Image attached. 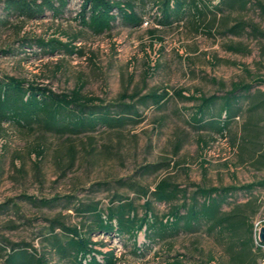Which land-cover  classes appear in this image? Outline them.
<instances>
[{
  "label": "rangeland",
  "instance_id": "rangeland-1",
  "mask_svg": "<svg viewBox=\"0 0 264 264\" xmlns=\"http://www.w3.org/2000/svg\"><path fill=\"white\" fill-rule=\"evenodd\" d=\"M264 6V0H258ZM250 0L249 9L241 18L264 34V15ZM80 0H69L60 16L50 12L36 21L22 22L8 16L0 5V77L22 79L55 93H67L82 86L85 95L105 103H115L121 94L139 91L145 94L159 88L169 93L182 89L188 95H223L234 83L264 81V38H235L193 33L190 26L162 29L153 21L155 9L136 3V11L144 14V22L136 28L120 22L101 35L82 29L75 20ZM236 17L232 15L231 18ZM229 23H232L231 21ZM202 30V29H201ZM250 29L248 30V32ZM82 49L83 56L65 55L61 51L43 53L36 39H57ZM241 44L247 55L225 50ZM257 89H264L263 85ZM195 103L170 99L160 109L138 107L140 123L128 126L119 134L99 130L75 141L76 161L61 176L54 150L63 142L48 137L43 155L38 159L30 151L34 135H23L0 128V241L28 244L39 253H46L51 264H70L53 255L41 242L39 233L51 219L59 215L68 226L78 225L81 217L72 206L78 202H96L105 208L115 193L128 196L140 205L128 190L129 181L152 188L167 175L178 184L228 186L264 180V171L235 166V150L229 135L197 130L190 124ZM243 118L230 126L238 132ZM88 136L92 137L88 145ZM179 149L174 154L175 146ZM92 149V150H91ZM169 162L171 169L141 178L135 172L142 166ZM32 199L47 200L49 206L32 205ZM70 198V208L64 207ZM53 199V200H52ZM56 199V200H54ZM240 200V199H239ZM166 205H155L157 214H165ZM141 212V210H139ZM255 229L264 221L253 220ZM257 232V231H256ZM94 248L102 253L112 251L117 264H228V257L213 237L204 233L180 235L168 243L150 244L143 231L136 238L139 252L133 253L126 237L93 236ZM101 261V256L97 255ZM264 264V261L258 262Z\"/></svg>",
  "mask_w": 264,
  "mask_h": 264
},
{
  "label": "trees",
  "instance_id": "trees-1",
  "mask_svg": "<svg viewBox=\"0 0 264 264\" xmlns=\"http://www.w3.org/2000/svg\"><path fill=\"white\" fill-rule=\"evenodd\" d=\"M69 0H0L3 11L22 22L36 21L50 12L60 16ZM136 3H150L155 9L153 21L162 29L180 25L190 26L193 33L213 36L217 29L221 36L264 38L256 26L241 18L249 9L250 0H80L75 20L93 35H101L120 22L136 28L144 22V14L136 11ZM256 9L264 15V6L255 0ZM236 17L231 18L232 15ZM232 23H229V22ZM1 21L0 25L5 24ZM202 29V30H201ZM250 31L248 32V30ZM57 39H36L35 45L43 53L61 51L65 55L83 56L82 49ZM225 50L247 55L237 43ZM262 79L253 83H234L223 95L195 96L178 89L168 92L155 88L145 94L134 91L121 94L115 103H105L85 95L82 86L67 93H55L22 79L0 77V128L7 126L23 135H34L30 151L36 158L43 155L48 137L63 142L53 152L64 176L73 168L77 149L75 141L99 130L119 134L128 126L140 123L138 107L160 109L168 100L195 103L190 124L197 130L211 132L220 138L229 135L235 150V166H247L256 172L264 171V91L257 89ZM243 118L236 133L231 125ZM92 137L88 145L92 147ZM44 147V148H43ZM179 146L176 145L174 154ZM92 150V149H91ZM169 162H158L140 167L135 175L141 178L168 172ZM127 188L142 200L140 205L128 196L115 193L105 208L98 203L78 202L74 212L81 217L78 225L68 226L59 215L46 219V227L39 233L44 243L60 260L70 264H117L112 251L102 253L92 242L97 235L126 237L131 241L133 253L139 252L138 233L143 231L148 243H168L180 235L204 233L213 237L228 257V264H258L264 260V243L257 240L253 220L260 212L264 198V180L228 186H201L192 183L178 184L169 175L158 179L152 188L129 181ZM240 199V200H239ZM53 200V199H52ZM56 200V199H54ZM32 205L49 206L47 200L29 199ZM64 209L69 210L70 198ZM155 205H166L165 214H157ZM141 210V212H139ZM101 256V261L97 259ZM176 259L173 264H180ZM0 264H51L46 253H39L31 245L0 241Z\"/></svg>",
  "mask_w": 264,
  "mask_h": 264
},
{
  "label": "water",
  "instance_id": "water-1",
  "mask_svg": "<svg viewBox=\"0 0 264 264\" xmlns=\"http://www.w3.org/2000/svg\"><path fill=\"white\" fill-rule=\"evenodd\" d=\"M256 237L260 243H264V227L259 228L256 233Z\"/></svg>",
  "mask_w": 264,
  "mask_h": 264
},
{
  "label": "built area",
  "instance_id": "built-area-1",
  "mask_svg": "<svg viewBox=\"0 0 264 264\" xmlns=\"http://www.w3.org/2000/svg\"><path fill=\"white\" fill-rule=\"evenodd\" d=\"M257 218H264V198H263V202H262V206H261L260 212L258 213L257 217L255 218V221H256Z\"/></svg>",
  "mask_w": 264,
  "mask_h": 264
},
{
  "label": "bare ground",
  "instance_id": "bare-ground-1",
  "mask_svg": "<svg viewBox=\"0 0 264 264\" xmlns=\"http://www.w3.org/2000/svg\"><path fill=\"white\" fill-rule=\"evenodd\" d=\"M257 219H259L260 221H264V218H257ZM255 228H256V227H254L255 232L259 230V229L256 230ZM256 233H257V232H256Z\"/></svg>",
  "mask_w": 264,
  "mask_h": 264
},
{
  "label": "crops",
  "instance_id": "crops-1",
  "mask_svg": "<svg viewBox=\"0 0 264 264\" xmlns=\"http://www.w3.org/2000/svg\"><path fill=\"white\" fill-rule=\"evenodd\" d=\"M262 91H264V89H261Z\"/></svg>",
  "mask_w": 264,
  "mask_h": 264
}]
</instances>
